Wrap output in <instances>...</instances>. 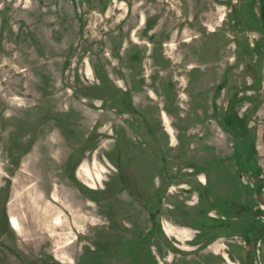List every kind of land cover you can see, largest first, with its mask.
Listing matches in <instances>:
<instances>
[{
    "label": "rangeland",
    "instance_id": "rangeland-1",
    "mask_svg": "<svg viewBox=\"0 0 264 264\" xmlns=\"http://www.w3.org/2000/svg\"><path fill=\"white\" fill-rule=\"evenodd\" d=\"M9 1L0 0V228L8 210L18 218L20 232L14 235V248L13 240L0 238V264H52L48 255L63 264H157L153 249L159 254L160 247L154 234L139 240L136 228L128 225L134 209L104 201L106 191L89 192L81 184L78 191L68 179L75 162L71 154L80 143L77 159L88 163L100 185L104 175L116 172L105 157L113 150V128L129 118L120 108L157 105L171 112L177 102L179 108L202 102L203 108H211L213 102L225 110L236 101L231 94L243 95L251 82L246 63L257 68V77L250 99L237 105V113L248 117L254 108L250 120L264 153V18L259 0ZM213 52L219 57L214 83L222 80L226 66H234L221 81L220 94L211 98L203 85L208 84ZM197 86L200 92L195 93ZM125 92L134 105L125 103ZM144 117L139 121L144 129L147 124L159 129L155 117L149 119L146 112ZM139 133L148 145L145 152L155 155L157 142L152 144L146 131ZM160 140L164 143L163 136ZM205 141L192 152L202 156L196 168L208 179L210 194L184 207L191 226L202 206L211 203L215 211L226 212L224 199H237L245 191ZM234 145L247 146L248 137H235ZM119 150L124 158L126 151ZM193 190L202 188L194 182ZM46 197H56L60 208ZM166 209L157 221L173 219L175 210ZM207 209L203 220L215 222L206 216ZM54 215L61 217V225L44 223ZM153 229L160 234L158 224ZM14 249L22 258L11 257Z\"/></svg>",
    "mask_w": 264,
    "mask_h": 264
},
{
    "label": "crops",
    "instance_id": "crops-1",
    "mask_svg": "<svg viewBox=\"0 0 264 264\" xmlns=\"http://www.w3.org/2000/svg\"><path fill=\"white\" fill-rule=\"evenodd\" d=\"M128 99L130 104L134 105L130 95H128ZM199 100L197 99V101ZM177 103L176 108H172L171 112L170 108L165 110L164 108H120L119 112L129 116V118L113 128L115 132L113 150L106 154L105 157L115 166L116 172L104 175L103 181L101 180L99 185L100 178L92 173L88 163H85L83 159L80 161L77 159V155L80 152L79 143L77 150L71 154V161H75L74 165L71 164L73 178L68 174L67 177L78 191L79 184L83 185L89 192L105 193L106 191L107 195L104 196V201L108 199L110 201L117 200L120 203H125L127 208L134 209L137 212L136 216H132L128 220L129 223H127L129 226H140L137 230L139 240H143L142 237H146L148 233L154 234L152 235L153 240L159 242L160 249L158 252L164 255V258H162L157 253L158 248L154 247V257H156L158 264H217L219 256L222 254L226 256L228 253L223 248L221 250V247H224L225 238L222 232L224 227L219 226L220 224H218L219 222L216 218L220 214L214 210L213 204L210 203L208 206L203 207V210L208 208L206 216L210 220L214 219L215 222L203 220L204 217L201 212L194 215L193 226H191L190 214H187L188 217L185 220L184 207L186 208L188 205L199 202L198 199L196 200L198 195L189 192L188 188H191L194 182L201 187H207V185L206 182L198 181L194 176H184L186 168H184L183 164L189 160H193L195 164L200 161L202 156H199V152L195 151L193 153L192 151L195 145H203V141L206 140H203L205 135H208L205 142L212 146L217 151V154L228 156L231 153L233 135L223 124L222 114L224 112L222 108H217L219 109L217 111L214 108H203L202 105L200 107L201 103H198L194 108H179ZM145 112L149 114V119L152 120L155 117L158 120V130L153 124V126L148 124L145 127L147 129H144L139 123L141 120L140 113ZM162 113L168 118L167 125ZM188 116L190 119H188ZM237 117L244 118L239 115L235 116V118ZM167 126L170 127L171 132L167 130ZM146 130L152 144L157 142L158 147L163 152L167 150L164 160L145 152L143 138L140 137L139 131ZM160 136H163L164 143L160 140ZM256 145L261 153L259 157L264 171V164L262 163L264 153L261 151L258 138ZM120 147H122L123 153L126 151L124 158L122 157V151L120 152L119 150ZM168 149H171V151L168 152ZM174 149L178 151L177 154L175 151V154H173L174 152L172 153ZM187 152L189 155H187ZM115 153H117V157ZM228 164L232 166V161H228ZM199 177L204 178V174L201 173ZM76 181L77 184H75ZM238 186H240L239 183ZM107 190L114 191L108 192ZM41 192L44 194L43 190ZM190 194L192 195L191 200L188 199ZM209 194L208 189H205V195L208 197ZM46 198L55 208H60L56 197L52 198L54 201L48 197ZM155 198L158 202H155L156 204L153 202ZM172 201L173 203H171ZM208 201L211 202V200ZM234 204L239 208L243 206L240 202ZM155 208H157V211ZM166 208L175 210L173 219L169 221L163 220L162 222L157 221V217L162 213V210H167ZM149 210L156 211L154 221L149 217ZM51 213L53 214V210H51ZM11 215L6 210L5 221L7 228L15 235L17 232L9 224ZM45 219V224H48V221L51 222L50 224H62L61 217L58 215H54L50 219L46 217ZM14 221L16 220L12 217L11 222L13 223ZM157 224L159 225L160 234L153 229ZM218 230L220 231L219 234ZM202 238L205 240V247L203 248L199 247ZM165 241H169L173 246L167 247ZM46 257H48L49 263L63 264V262H58L52 255Z\"/></svg>",
    "mask_w": 264,
    "mask_h": 264
},
{
    "label": "flooded vegetation",
    "instance_id": "flooded-vegetation-1",
    "mask_svg": "<svg viewBox=\"0 0 264 264\" xmlns=\"http://www.w3.org/2000/svg\"><path fill=\"white\" fill-rule=\"evenodd\" d=\"M11 1L13 0H10L9 2ZM259 10H260L261 17L264 18V0H259ZM168 45L171 46L172 43H169ZM213 54L216 56L215 52H213ZM218 60H219V57L216 56L212 60H209V62L207 63V65L210 66L212 70L208 74V79H207L208 84L203 85V88H205V90L208 91L207 92L208 95L206 97L213 98L215 95L220 94V92L223 89L221 88L222 86L221 81L222 80L225 81V76L228 75V73L233 69V66H234V64H231L230 66H226L222 71L223 73L222 78H221L222 80L214 83L213 80L215 79V77H217L218 67L216 66L217 65L216 61ZM232 61H234V58L232 59ZM244 71L247 74L248 78L251 80V82L247 83L246 88L241 90V92H244L243 95H239L237 92H233L231 94V97L235 96L236 101L233 102V104H231L229 108H225V110H223L224 112L222 114L223 124L229 131H231L233 138L231 142V153L228 156L221 155L222 156L221 160L226 163H228V161H232V166L228 164L229 167L227 170L232 176L233 183L234 184L236 182L239 183L240 186L243 189H245V191L237 199L236 198H225L224 206L229 208V210L226 212L219 213L220 216L216 217L219 222L218 224H220L219 226L224 227V230L222 231L223 237L225 238L224 240L228 242L227 245L224 244V248H226V251H228V253L226 256L223 254L220 255L219 258L217 259V264H226V263L227 264H264V171L260 163L259 155H261V153L259 152L258 146L256 145V140H257L256 127L253 126L254 122L250 120V117L255 118L256 111L254 110V108H249L248 117L246 115L241 116V117H244L245 122L237 121V118H235V116L238 115L237 105L241 101H248L250 99V93L254 90L253 82L255 81L257 77V68L253 67L249 63H246L244 65ZM199 89H200L199 86L194 88L195 93L200 92ZM125 97H126L124 98L125 103L130 104V101L128 100L127 92H125ZM185 97L186 99H188V96L186 95V93H185ZM201 105L203 107V102L200 104V107ZM130 106L132 105L130 104ZM149 106H154V105L152 104ZM155 108H157V105ZM211 108H214V110L216 111L219 110L217 109L216 106H214L213 102H211ZM227 112H229L230 115L227 116ZM140 114H141L140 116L141 121H143V119L145 118L144 113H140ZM162 116L167 125L168 118L163 113H162ZM243 124H245V127L240 128V126ZM167 130L171 132V129L168 126H167ZM146 133H147V130H146ZM238 136L248 137V145L242 146L239 149H237L236 146L234 145V139L235 137H238ZM263 136H264V132H263ZM147 137H148V134H147ZM263 140H264V137H263ZM146 144L147 143H144L145 149L148 148V145ZM155 144L156 143H154V145ZM154 150L153 151H154L155 156L158 155L157 156L158 158L162 160L165 159V154L167 151L163 152V150L160 149L158 145H156V148H154ZM174 151L177 154L178 151L174 149L172 153ZM175 152L173 154H175ZM187 155H189L188 152H187ZM183 165L185 166L184 168H186L185 173H188L189 175L194 176V178L197 179L198 181H204V183L206 182V185L208 187V184H209L208 179L204 175V178L201 177L202 178L201 180L199 176L201 173L203 174V171L200 168H196L198 166L195 164L193 160L190 162L187 161V163ZM242 171L243 173H241ZM227 186L228 185H226V187ZM207 187H201L202 191L200 192H198L197 190L196 191L193 190V193L198 195V198H196V200L198 199L199 201L201 199L203 202V198L205 199L207 197L205 195V189H207ZM191 190H192V187L188 188L189 192H192ZM153 202L158 203L156 198L154 199ZM237 202L242 203L243 206H241V208L236 207L234 203H237ZM156 211L149 210V217L153 221L155 220ZM201 213H203V206L201 207ZM12 217H14L18 221L19 230H16L15 226L11 222ZM1 222L3 223V227L0 228L2 229L0 233L1 235L0 238L4 237L5 240L9 239L12 241L13 238H15L14 234L11 231H9V229L7 228L6 221L1 220ZM9 224H10V227L15 232H18V233L20 232L19 220L14 215L10 216ZM134 227L136 228V230L140 228L139 225L134 226ZM219 233L220 231L218 230V234ZM13 241H12L13 242L12 247L14 248L15 240ZM201 241L202 242L200 243L199 247L203 248L205 247V240H203L202 238ZM234 244H238L240 247H238L236 250H233L232 246ZM165 245L167 247L170 245L173 246L169 241H165ZM194 252L196 253V251ZM160 255L162 258H164L163 254H160ZM11 257H14V259L17 260L21 257V255L20 253L17 252V250L14 249V251L11 253ZM157 264H158V261H157Z\"/></svg>",
    "mask_w": 264,
    "mask_h": 264
},
{
    "label": "water",
    "instance_id": "water-1",
    "mask_svg": "<svg viewBox=\"0 0 264 264\" xmlns=\"http://www.w3.org/2000/svg\"><path fill=\"white\" fill-rule=\"evenodd\" d=\"M237 121H243L245 122V119L244 118H238L237 117ZM245 127V124L241 125L240 128H244Z\"/></svg>",
    "mask_w": 264,
    "mask_h": 264
},
{
    "label": "bare ground",
    "instance_id": "bare-ground-1",
    "mask_svg": "<svg viewBox=\"0 0 264 264\" xmlns=\"http://www.w3.org/2000/svg\"><path fill=\"white\" fill-rule=\"evenodd\" d=\"M13 223H14V226H15V228H16V227H17V222H16V221H14Z\"/></svg>",
    "mask_w": 264,
    "mask_h": 264
}]
</instances>
